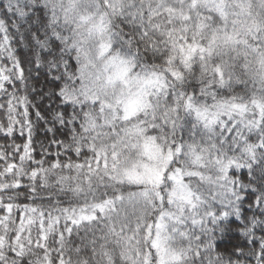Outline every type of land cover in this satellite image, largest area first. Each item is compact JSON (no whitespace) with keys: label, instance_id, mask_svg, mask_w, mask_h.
Returning <instances> with one entry per match:
<instances>
[{"label":"snow or ice","instance_id":"obj_1","mask_svg":"<svg viewBox=\"0 0 264 264\" xmlns=\"http://www.w3.org/2000/svg\"><path fill=\"white\" fill-rule=\"evenodd\" d=\"M0 98V264H264V0H0Z\"/></svg>","mask_w":264,"mask_h":264},{"label":"trees","instance_id":"obj_2","mask_svg":"<svg viewBox=\"0 0 264 264\" xmlns=\"http://www.w3.org/2000/svg\"><path fill=\"white\" fill-rule=\"evenodd\" d=\"M18 54L20 55V57L22 59H26L27 56V49L24 48L23 46H19L17 48ZM44 86V77L41 76L40 77V83L39 85H37V87H42ZM46 91L48 89H45ZM29 92L31 93V90L29 89ZM34 95V94H33ZM2 99V98H0ZM34 102L37 105H40V111L41 112H45L48 108L47 106L44 104V101L41 102L39 97H35ZM48 107H49V103H48ZM35 109H33V120H35ZM0 122H6L5 120L2 119V115H0ZM41 124H43V122L41 121ZM59 135V134H58ZM24 137L20 136L19 131L16 132L15 134V143L17 144H23L24 142ZM51 139V135L48 134L47 136L45 135V130H43L42 127H37L33 133V146L35 148V152L34 155L36 156L37 159L41 158V145H45L47 146L49 143V140ZM12 142L11 138H5L2 134H0V145L2 146H7L8 144H10ZM53 151H55V148L53 146ZM18 162V161H17ZM243 180L246 183L248 180L247 177V173L246 171L243 174ZM27 182L25 181V184ZM16 192L19 193V202L20 203H32L31 200L27 199V196L29 195L28 193V188L27 187H21L18 190H15ZM45 193L43 190L40 191V195L43 196ZM61 199L63 200H67L68 197H61ZM254 199V198H249L248 200H246L244 202V205L241 209V215L244 218H249L251 217L254 213L259 214V209H257L255 206L253 207H249V202ZM36 204H41L42 201L37 198L35 201ZM43 203L45 204V206H47V201H43ZM257 218H259V215H257ZM241 225L242 227V222L239 220H236L235 217H230L228 221H224L222 222V227H225V231L223 233L217 232L216 236H217V240H216V244L218 245V251L222 252V253H227V252H231L234 247H240L243 248L245 251L247 250V248L252 247V245L249 243V241L243 236L241 235L240 230L236 227V225ZM257 238L260 236V232L257 231L256 233Z\"/></svg>","mask_w":264,"mask_h":264},{"label":"rangeland","instance_id":"obj_3","mask_svg":"<svg viewBox=\"0 0 264 264\" xmlns=\"http://www.w3.org/2000/svg\"><path fill=\"white\" fill-rule=\"evenodd\" d=\"M44 104L47 106V108H48V101L47 100H45L44 101ZM43 122V121H42ZM43 128V127H42ZM43 130H45L44 128H43Z\"/></svg>","mask_w":264,"mask_h":264}]
</instances>
